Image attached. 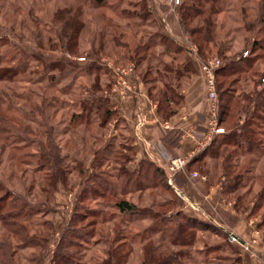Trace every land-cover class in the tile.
<instances>
[{"label": "rangeland", "instance_id": "obj_1", "mask_svg": "<svg viewBox=\"0 0 264 264\" xmlns=\"http://www.w3.org/2000/svg\"><path fill=\"white\" fill-rule=\"evenodd\" d=\"M144 1L152 12L141 18ZM263 1L210 0L209 7L218 11L214 16L218 48L211 44L208 53L200 56L193 35L183 24L181 4L176 6L171 0H124L122 7L139 14L131 19L97 5L96 0H0V66L23 63L27 61L26 56L35 54L48 61H57L63 56L67 60L63 68L51 71H44L38 62L28 61L33 72L20 74L12 82L0 81V126L4 127L0 131V181L6 185L0 199L11 201L8 193L15 191L31 204L26 225L30 237H34L27 240L26 233L22 237L23 229L20 235H11L0 224V240L5 238L11 245L13 264H52L59 251L67 253V264H168L169 260H174V264H237L235 247H240L241 240L231 242L233 232L226 226L228 231H218L214 224L216 228L209 227L208 223L201 227L190 224L182 237L185 239L181 240L188 244L174 246L172 243L173 227L185 219H170L169 215L182 211L190 216L199 210L183 198V192L186 190L196 197L200 192L197 183L208 176V169L196 164L186 166L180 172L189 178L184 183L178 179V173L173 178L170 176L171 183L167 184L163 177L157 179L153 169L145 166L143 176L134 174L142 168V162L134 159L126 123L113 114L102 124V118L95 113L88 116L82 104H100L105 98L111 104L113 98L122 100L108 63L116 68L133 69L137 92L129 98L140 95L142 84L153 101V98L161 99L167 87L175 97L188 90L197 71L178 76L186 62L185 55L179 51L167 53L163 45L154 44L139 64L125 59L130 52L128 46L133 45L134 28L142 45L164 34L186 46L193 54L194 65L197 63L200 67L210 101L203 65L222 61L228 66L231 57H247L244 56L246 49L251 50L256 40L264 37L259 31L264 25ZM119 2L108 0L110 5ZM66 8L73 12L79 10L85 23L75 55L65 52L62 44L67 40L62 38L61 23L54 19ZM115 36L126 45H117L113 41ZM49 39L56 45L55 49L49 45ZM42 43L44 47L40 48ZM171 50H175L174 46ZM258 53L263 56L253 67L227 78L216 71V80L217 87L218 81L224 82L221 90L218 89L220 111L222 98H227L221 94L224 90L240 99L242 106L249 107L240 119L239 115L230 119V114L226 116L228 120L220 119L218 127L225 133H233L248 121L249 137L261 148L252 154L239 153L238 158L233 154L236 148L230 143L214 161L216 173L211 182H220L218 188L228 207L231 200L245 209L260 203L254 208L252 218L255 219L247 225L258 228L260 235L256 234L254 243L264 235V225L259 226L264 219V199L257 200L264 189V51L258 50ZM209 124L211 131V119ZM10 125L17 130L14 138L9 137L14 131H5ZM20 128L27 143L22 142V136L17 138ZM247 145L243 144V148ZM42 150L48 154L53 150L51 154L60 155L67 176V184H59L49 201L42 187L46 175L56 170L53 162L47 164L41 160ZM226 161L236 163L234 166L238 169L234 171L243 173L235 192H230L231 171L229 164L224 165ZM123 199L138 206L136 215L122 213L115 207ZM206 207L224 223H235L225 210ZM63 242L67 244L64 246ZM245 247L253 251L251 246ZM245 247L241 246L244 250Z\"/></svg>", "mask_w": 264, "mask_h": 264}, {"label": "trees", "instance_id": "obj_2", "mask_svg": "<svg viewBox=\"0 0 264 264\" xmlns=\"http://www.w3.org/2000/svg\"><path fill=\"white\" fill-rule=\"evenodd\" d=\"M124 0H120L118 4H108V0H96L99 6H105L108 7L110 10L112 9L114 12L117 11L122 18L131 19L132 17L138 16L139 14L129 11L128 9L122 7V2ZM210 0H182L180 11H181V17L183 20V24H185L186 31L191 33L194 37L195 44L199 47V54L205 55L208 53L210 45L213 44L214 47L218 48V45L216 44L217 36L215 34V29L217 27L216 21L214 19V16L218 13L217 10H213L209 7ZM264 4V1H263ZM142 6L141 18H145L148 15V11L152 12L150 9L148 10V2L144 1ZM243 13H245L244 9ZM59 15H56L55 22H60L62 25V32H63V39H66V44H62L65 47V52H68L69 54H76L78 52L80 38L82 36V32L85 29V23L80 18L81 13L79 10L73 12L71 8H66L65 10H62ZM264 17V15H263ZM262 17L261 21H264V18ZM193 22V23H192ZM195 26H192V24ZM248 24V23H247ZM192 26V27H191ZM133 29L134 27L131 26ZM131 29V31H132ZM132 35H134V38L132 39L133 45L128 46L130 48V52L128 53V57L125 58L127 60H133L137 64H139L143 59L146 58L144 53L146 54L151 47V45L158 44L163 45L167 53H172L173 51L181 52L186 57V62L184 66L179 69L178 76H184L186 74H194L196 72V67L194 63V57L192 52L183 44L177 42L173 37L169 35L160 34L158 36V40H152L151 43L142 45L141 41H138L137 39V32L135 34V28L133 29ZM259 31L264 35V25L259 29ZM60 36V39L62 40ZM1 40V39H0ZM3 40V39H2ZM49 45L51 47L56 48V45H54L52 39H49ZM117 45H126V43H122V41H119L118 38H114L113 40ZM122 44H121V43ZM175 50H171L173 48ZM40 48L44 47V44L39 45ZM102 49H104V45L102 44ZM101 49V50H102ZM222 50V47H220ZM227 50V49H225ZM231 50V46H230ZM259 51H264V37L262 40L257 39L256 42L252 45V49L246 51L249 52L247 57H241L240 59H236V57L230 58V64L224 68L218 69V74H221L220 76L227 78L229 76L240 74L247 69L253 67V65L259 60V58H262L263 53H258ZM220 52V50H219ZM225 53V52H223ZM222 55V53H221ZM27 61L25 60L23 63L19 62L13 66H0V81H9L12 82L15 80L17 76L20 74H26L27 72H33V67H31L30 63L28 61H35L38 62L41 65V68H44L48 71L56 70L63 68L65 64L67 63V60L64 58L60 60H52L48 61L45 57L35 54V55H29L25 57ZM65 59V60H64ZM99 68H102L99 66ZM264 76V75H263ZM264 80V78H263ZM224 82L218 81V89L221 90ZM264 85V83H263ZM170 87H167L164 92L161 94V99H154V101L158 104V110L160 114L164 117V119H169L173 115L176 114L177 108L181 105L183 101V95L180 93L178 95L173 96L171 94ZM221 93V92H220ZM221 94L224 96L227 95V98L223 100L221 103V111L218 109V119L224 120L225 117L230 114V119L234 116H238V119L242 117V114L245 113L248 110V106H242L240 99L236 98L233 94L230 93V91H223ZM152 95V93H150ZM258 95L261 96L259 93ZM153 96V95H152ZM253 101V100H252ZM251 102V100H250ZM252 103V102H251ZM110 101L105 98L103 99L102 103L98 104L95 103L92 105V103L85 102L82 104L83 109L87 111L88 116L93 115V113L99 115L102 118V124H104L111 115L115 114L110 109ZM257 109V108H256ZM221 114V115H220ZM222 116V117H221ZM233 117V118H234ZM229 119V118H228ZM227 117L225 120H228ZM89 120L90 117H89ZM221 120V121H222ZM90 121H88L89 123ZM248 121L243 125L242 129L234 131L233 133H225L223 134L222 139L216 138L212 141V143L202 152L196 154L191 161L188 163L187 167H191L194 164L200 165V168H207L206 166V158L205 157H211V158H220L222 150H227L230 146V143L232 146H234L237 157L240 158L242 154H252L257 149L259 150L261 147L260 145L257 146V143L251 140L250 136V129L247 127ZM4 127L0 126V131H2ZM5 130V129H4ZM7 133L13 131L15 133L11 134L9 137H16L17 130L14 126L10 125V128L8 130H5ZM26 130V134H27ZM19 137H23V131L21 128L19 129ZM255 134H253L254 136ZM14 140V139H13ZM16 140V139H15ZM26 136L24 135L23 141L26 142ZM247 145V147L244 149L243 144ZM52 151H50V154H48L46 151H41V160H45L47 164L52 163L54 164V169L56 170L55 173L52 175H46V181L45 184L42 187L43 193L46 195L47 201L52 199V195L55 194L58 190L59 184H67V176H66V170L62 166V158H60V155L51 154ZM241 153V155L239 154ZM243 156V155H242ZM56 160V162L54 160ZM228 164L230 165V171H231V179L230 181V192H235L239 185L241 184V180L243 179V173H237L238 166H234L235 164H230L229 161H226L224 165L228 167ZM239 164V163H237ZM218 165V164H217ZM148 167V169H153L154 171V177L157 179H161V177L164 178L167 184H169L168 178L165 177L164 172L161 171V169L156 168L154 165L146 162H142V168L139 171L134 172V174L143 176V168ZM208 169V168H207ZM54 170V171H55ZM235 170V171H234ZM150 175V174H148ZM147 174L145 173V177ZM233 176V177H232ZM44 181V180H43ZM48 186V187H47ZM6 187L5 183L0 181V192ZM9 192V191H8ZM11 198V201L5 202V199H0V224L1 227L6 229L8 233L11 235H20L22 230V237H24V233H26L27 240L34 239L33 236L30 237L28 233V226L26 217L28 216L29 207H31V204L22 197L21 195H18L15 193V191H12L8 193ZM50 198V199H49ZM264 199V189L259 193L258 199L261 200ZM258 203V202H257ZM255 203L253 207H257L260 203ZM115 207L122 213H129V214H137V211H139L138 206L135 203H131L128 200H120L117 203H115ZM170 219L174 218H184L185 220L182 222H178L177 227H173L172 232V240L174 246H186L188 243H184L181 240H184L182 237L185 234L187 228L189 226L193 225L196 227H201L209 224V227L216 228L212 226L213 224L210 222H205L202 220H198L194 217L185 215L182 211H176L169 215ZM191 224V225H190ZM264 225V219L259 223V226L262 227ZM171 230V229H170ZM216 230L221 231L220 229L216 228ZM168 233L170 234V231L168 230ZM26 240V239H25ZM64 246L67 244L66 242L62 243ZM39 246H42L41 244H38ZM11 245H9L8 240L4 238V240H0V264H13L12 257L13 253H10ZM53 258L52 264H67L69 257L67 256V253H62V251H59L55 254ZM174 261V260H172ZM171 260L167 262L168 264H174Z\"/></svg>", "mask_w": 264, "mask_h": 264}, {"label": "crops", "instance_id": "obj_3", "mask_svg": "<svg viewBox=\"0 0 264 264\" xmlns=\"http://www.w3.org/2000/svg\"><path fill=\"white\" fill-rule=\"evenodd\" d=\"M195 67L196 77L188 90L182 94L184 99L177 108L176 114L167 120L160 114L158 104L150 98L149 90L144 84H140V95L137 97L122 100L113 98L112 104L110 103L111 110L126 123L128 138L135 152L134 159L161 169L168 180L170 177L168 166L172 159L188 157L196 152L198 154L204 151L214 139H220L225 134L213 136L205 147L202 146L210 132L209 121L212 117V109L206 95L205 79L197 63ZM205 158L208 176L198 181L197 186L200 192L198 191L195 197L190 192L182 190L183 198L194 203L199 209L190 216L210 222L220 230L230 229V232L237 235L241 240L240 247L233 245L238 252L237 264H264V235L260 236L257 243H254L253 238L259 234L258 228L248 227L255 219L252 218L254 203L253 206L245 209L241 208L240 203L231 200L228 207L222 190L219 191L218 188L221 185L220 182L211 184L215 180L216 158ZM177 176L183 183L189 180L187 175L179 173ZM210 205L215 206L216 210L223 209L228 212L230 217L235 219V223L233 225L224 223L211 211L210 207H206ZM241 246H251L254 252L248 251L246 247L244 250ZM255 252L258 253L255 254Z\"/></svg>", "mask_w": 264, "mask_h": 264}, {"label": "built area", "instance_id": "obj_4", "mask_svg": "<svg viewBox=\"0 0 264 264\" xmlns=\"http://www.w3.org/2000/svg\"><path fill=\"white\" fill-rule=\"evenodd\" d=\"M171 1L176 6L181 4V0H171ZM248 54L249 52L246 51L244 53V56H247ZM226 66L227 64L223 63L222 61H217L215 62V64L205 63V65H203V69L208 77L207 87H208V93H209L211 109H212L211 125H213V129H211L207 140L202 144L203 147H205L208 144V142L212 140L213 136L225 133L224 129L218 127L219 96H218V87H217V80H216V71ZM107 67L111 70V72L113 71L114 73L113 77L115 80V84L117 85L116 90L117 92H119L122 99L129 98L137 92V86L133 80L135 77V75H133V69L116 68L111 63H108ZM196 153H193L192 155H189L188 157H179V158L172 159L168 167L169 176L173 178V176L177 175L180 172H183L186 166L188 165V163L191 161V159L195 156ZM171 178L169 177L170 183L172 180ZM230 239H231V242H236V241L240 242V239L233 233H230Z\"/></svg>", "mask_w": 264, "mask_h": 264}]
</instances>
